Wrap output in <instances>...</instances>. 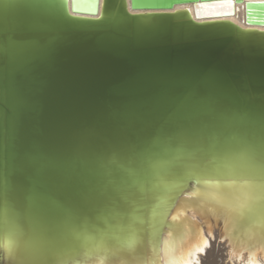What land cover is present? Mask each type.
I'll return each mask as SVG.
<instances>
[{
  "label": "water",
  "instance_id": "95a60500",
  "mask_svg": "<svg viewBox=\"0 0 264 264\" xmlns=\"http://www.w3.org/2000/svg\"><path fill=\"white\" fill-rule=\"evenodd\" d=\"M181 212L264 247V0H0V264H162Z\"/></svg>",
  "mask_w": 264,
  "mask_h": 264
},
{
  "label": "bare ground",
  "instance_id": "6f19581e",
  "mask_svg": "<svg viewBox=\"0 0 264 264\" xmlns=\"http://www.w3.org/2000/svg\"><path fill=\"white\" fill-rule=\"evenodd\" d=\"M177 8H188L193 16H197L202 20L227 19L235 24L242 25V13L239 12V7L233 6L232 12L231 6L228 3H212L197 7L188 5ZM182 215H184V212H181L179 215L175 214L171 217L173 221L183 224V234L171 243L169 241L171 234L168 233L165 236V244L161 255L162 264H193L191 258L195 259L194 254H196L199 249H202L206 242L202 232L204 230L201 226L194 221L187 220L186 217ZM210 220L213 221L214 219ZM207 227L209 231H212V224L209 223ZM220 236L215 237L214 240H212L214 242L213 246L208 247V249L204 251L205 259L200 264H236L239 259H241V256H239L240 249H238L237 252L234 251L230 246H235L232 242H227V244L225 243V246H223V243L217 240L218 238L220 239ZM263 253L264 247H261L259 250H254L253 254L247 253V257L245 256L244 259L248 264H252L250 263L251 260L254 262L253 264H258L256 260L258 261L260 258H263Z\"/></svg>",
  "mask_w": 264,
  "mask_h": 264
},
{
  "label": "rangeland",
  "instance_id": "374dc122",
  "mask_svg": "<svg viewBox=\"0 0 264 264\" xmlns=\"http://www.w3.org/2000/svg\"><path fill=\"white\" fill-rule=\"evenodd\" d=\"M213 244H214L213 241L209 242V247H210V246L212 247ZM223 246H225V243H223ZM230 246L232 247V249H233L234 251H236V252L238 251V248H237V247L232 246V245H230ZM256 250H257V249H256ZM256 250H255V251H256ZM231 252H232V251H231ZM253 252H254V251H253ZM253 252H252V251H251V252L249 251L248 253H250V254L252 253V254H253ZM239 253H241V252L239 251ZM245 256L247 257V255H245ZM204 259H205V258L203 257V259H201V260L203 261ZM226 260H227V259H226ZM226 260H225V261H226ZM244 260H245V259H244ZM202 261H201V262H202ZM245 261H246V260H245ZM245 261H240V259H239V261H238L236 264H248V262H247V261L245 262ZM259 261H260V262H259ZM201 262H200V263H201ZM256 262H257L258 264H259V263H260V264H264V253H263V258H260V260H258V261L256 260ZM200 263H198V264H200ZM250 263L253 264L254 262L251 260ZM196 264H197V263H196Z\"/></svg>",
  "mask_w": 264,
  "mask_h": 264
}]
</instances>
